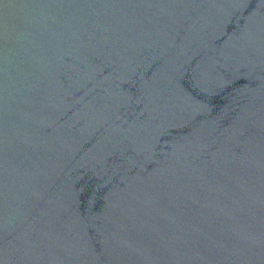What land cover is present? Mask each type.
I'll list each match as a JSON object with an SVG mask.
<instances>
[{
	"label": "water",
	"instance_id": "obj_1",
	"mask_svg": "<svg viewBox=\"0 0 264 264\" xmlns=\"http://www.w3.org/2000/svg\"><path fill=\"white\" fill-rule=\"evenodd\" d=\"M0 264H264V0H0Z\"/></svg>",
	"mask_w": 264,
	"mask_h": 264
}]
</instances>
